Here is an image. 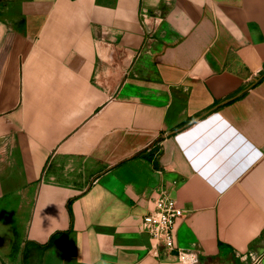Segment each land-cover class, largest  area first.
Returning a JSON list of instances; mask_svg holds the SVG:
<instances>
[{"label":"crops","instance_id":"obj_1","mask_svg":"<svg viewBox=\"0 0 264 264\" xmlns=\"http://www.w3.org/2000/svg\"><path fill=\"white\" fill-rule=\"evenodd\" d=\"M163 190L199 264H260L264 0H0V264H184Z\"/></svg>","mask_w":264,"mask_h":264},{"label":"built area","instance_id":"obj_2","mask_svg":"<svg viewBox=\"0 0 264 264\" xmlns=\"http://www.w3.org/2000/svg\"><path fill=\"white\" fill-rule=\"evenodd\" d=\"M160 144L155 149V156L161 152ZM186 211L178 206L177 201L163 190L155 200V207L144 217V227L155 240L157 253L160 258L174 257L184 264H199L201 254L196 249L186 250L177 246L175 242V224L183 217Z\"/></svg>","mask_w":264,"mask_h":264},{"label":"trees","instance_id":"obj_3","mask_svg":"<svg viewBox=\"0 0 264 264\" xmlns=\"http://www.w3.org/2000/svg\"><path fill=\"white\" fill-rule=\"evenodd\" d=\"M155 152H156L155 149L154 150L151 149V151H150V157H151V159H153V158L155 159ZM55 240H56V236H53L51 238L50 242H49V245H51Z\"/></svg>","mask_w":264,"mask_h":264},{"label":"water","instance_id":"obj_4","mask_svg":"<svg viewBox=\"0 0 264 264\" xmlns=\"http://www.w3.org/2000/svg\"><path fill=\"white\" fill-rule=\"evenodd\" d=\"M260 264H264V255L261 257Z\"/></svg>","mask_w":264,"mask_h":264}]
</instances>
